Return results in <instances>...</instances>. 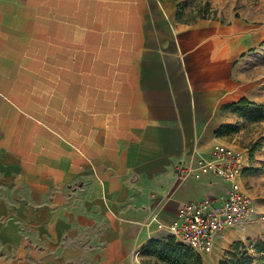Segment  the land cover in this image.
<instances>
[{
    "label": "crops",
    "instance_id": "0c3cea01",
    "mask_svg": "<svg viewBox=\"0 0 264 264\" xmlns=\"http://www.w3.org/2000/svg\"><path fill=\"white\" fill-rule=\"evenodd\" d=\"M209 1L216 17L189 0H43V50L30 51L11 24L20 0H0V264L78 251L143 264L147 241L168 235L157 223L225 194L213 174L175 173L216 143L242 154L257 196L264 144L242 143L257 121L228 106L247 98L238 74L259 36Z\"/></svg>",
    "mask_w": 264,
    "mask_h": 264
},
{
    "label": "rangeland",
    "instance_id": "374dc122",
    "mask_svg": "<svg viewBox=\"0 0 264 264\" xmlns=\"http://www.w3.org/2000/svg\"><path fill=\"white\" fill-rule=\"evenodd\" d=\"M189 1L197 9L198 15L216 17V10L209 0ZM222 3L227 11L226 14H234L237 18L252 24V28L259 36L258 46L240 66L238 80L245 88L246 99L253 103L248 106V111H245L242 117L247 123L257 121L255 124L244 127L242 143L248 146L256 142L261 146L264 144V108L261 110L262 118L259 120H249L245 115L250 114L255 109V105L264 107V0H222ZM18 13L16 20L11 24L20 37L21 49L42 51L43 0H20ZM262 161L256 169L259 172L255 181L257 196L252 195L255 213L241 225L225 230L223 234L225 240L222 243L217 241L209 254H202V264H235L243 258H248L250 264H259L258 259L264 257L255 249L260 241H264V218L262 219V216L264 217V162ZM248 188H251V185ZM165 237L167 235L160 236V239L164 240ZM74 255L77 256L69 261V264H96L93 252L78 251ZM146 260L148 264H153V258L147 257Z\"/></svg>",
    "mask_w": 264,
    "mask_h": 264
},
{
    "label": "built area",
    "instance_id": "2783aa9c",
    "mask_svg": "<svg viewBox=\"0 0 264 264\" xmlns=\"http://www.w3.org/2000/svg\"><path fill=\"white\" fill-rule=\"evenodd\" d=\"M242 172V154L223 143L214 144L206 158L197 157L190 163L179 164L175 171L178 178L198 179L209 173L226 182L227 190L218 198L182 204L171 222L157 223V228L165 229L195 252L209 254L221 231L242 223L255 213L252 198L241 184Z\"/></svg>",
    "mask_w": 264,
    "mask_h": 264
},
{
    "label": "trees",
    "instance_id": "16d2710c",
    "mask_svg": "<svg viewBox=\"0 0 264 264\" xmlns=\"http://www.w3.org/2000/svg\"><path fill=\"white\" fill-rule=\"evenodd\" d=\"M253 104L246 98H241L238 102L232 103L228 108L239 112L242 116L245 111H248V106ZM255 105V104H254ZM255 109L248 115H245L249 120H259L262 118L261 110L264 108L261 105H255ZM225 133V128L221 127L216 131L218 136ZM259 146L258 143L250 144V155ZM257 252H261L264 256V241H260L259 246L255 248ZM141 253L145 256L153 258V264H202V259L199 254L195 253L185 244L175 240L169 234L162 239H149L142 247ZM259 264H264V257L258 259ZM143 264H148L147 260ZM235 264H250L248 258H243Z\"/></svg>",
    "mask_w": 264,
    "mask_h": 264
}]
</instances>
